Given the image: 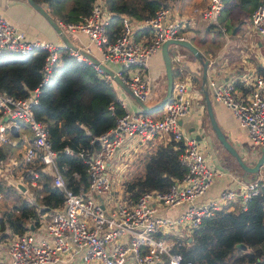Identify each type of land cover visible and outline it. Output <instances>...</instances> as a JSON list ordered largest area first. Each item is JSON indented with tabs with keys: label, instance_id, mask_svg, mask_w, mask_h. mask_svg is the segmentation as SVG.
<instances>
[{
	"label": "built area",
	"instance_id": "built-area-1",
	"mask_svg": "<svg viewBox=\"0 0 264 264\" xmlns=\"http://www.w3.org/2000/svg\"><path fill=\"white\" fill-rule=\"evenodd\" d=\"M223 2L208 0L202 10L203 16L213 20ZM58 22L66 32L85 31L89 43L81 47L113 68L144 101L153 88L152 79L147 75L149 57L165 40L185 38L180 31L182 21L173 15L168 3L144 18L122 14L121 31L114 38L109 36L111 11L107 0H94L90 13L83 20ZM250 26L264 36V0L252 10ZM142 28H147L148 32L141 37L135 36V31ZM62 47L67 46L42 36L29 37L26 29L0 13V53L11 51L24 55L37 49L46 51L41 80L34 89L23 97L0 91V141L13 142L12 119H20L32 132V138L24 147L21 175L6 176V179L15 185H25L23 191L32 201L28 184L37 183V167L41 165L64 192L63 203L40 213L38 221L30 223L24 232L0 237V264H198L184 261L176 247L189 240L194 229L204 219L215 216L224 205L227 209H245L251 197L264 188V176L248 181L236 177L237 188L223 189L211 199H199L214 177L224 171L209 162L200 141L182 125V117L191 109L188 83L180 80L173 84L163 113L153 116L142 108L128 109L126 90L93 64L109 84L116 85L117 99L125 111L117 116L114 126L92 139L98 142L97 148L78 150L77 154L86 164L88 184L72 189L57 165V151L49 138L48 128L34 112L42 85L50 78ZM94 48L98 54L94 53ZM69 51L90 62L77 49L69 48ZM207 85L215 99L224 103L247 131L258 155L264 145V74L257 75L243 95L233 83L209 78ZM160 133H168L180 143L179 160L185 166L184 174L175 177L166 190H145L125 201L114 198V173L123 165L119 156L126 152L131 155L132 151L143 148L140 144ZM65 150L70 151V148L66 146ZM0 166L7 169V163ZM180 203H185L180 213H167L170 207ZM171 232H178L179 237L175 238Z\"/></svg>",
	"mask_w": 264,
	"mask_h": 264
},
{
	"label": "trees",
	"instance_id": "trees-1",
	"mask_svg": "<svg viewBox=\"0 0 264 264\" xmlns=\"http://www.w3.org/2000/svg\"><path fill=\"white\" fill-rule=\"evenodd\" d=\"M36 1L50 4L51 13L62 21L75 22L88 16L94 0ZM259 1L225 0L220 18L228 28L229 17L233 26L239 24L241 21L234 9L243 7L248 14ZM107 3L111 11L109 36L114 38L121 31L122 14L144 18L167 4V0H107ZM45 55L43 49L24 55L2 51L0 91L19 97L27 95L41 80ZM124 111L117 99L116 86L109 84L92 63L71 54L68 47L59 49L34 112L48 128L57 151V165L72 189L88 184L86 164L77 154L78 150L97 148L98 142L92 139L114 126L117 116ZM19 143L6 142L5 146L13 150ZM66 146L70 151L65 150ZM179 152L180 143L174 139L166 144L151 145L138 158L142 171L124 180L120 191L135 198L145 190L168 189L174 178L181 177L186 170L179 160ZM4 157L0 147V160ZM37 171V183L30 184L32 201L22 196L24 193L17 185H6L0 178V188L15 196L9 208L0 209V237L24 232L30 223L38 221L40 213L63 203L64 192L54 184L51 175L43 171L41 165ZM26 178L30 180L29 175ZM176 249L182 253L184 261L198 264H264V188L251 197L245 209L223 207L215 216L204 219L192 232L191 239Z\"/></svg>",
	"mask_w": 264,
	"mask_h": 264
},
{
	"label": "crops",
	"instance_id": "crops-1",
	"mask_svg": "<svg viewBox=\"0 0 264 264\" xmlns=\"http://www.w3.org/2000/svg\"><path fill=\"white\" fill-rule=\"evenodd\" d=\"M39 3L51 13L50 4L42 1ZM167 3L172 6L173 15L182 21L183 25L180 30L182 35L191 40L210 59V65L207 68V80L213 78L220 83H233L238 93L243 95L250 88L254 78L259 74H264V36L254 32L251 29L250 22L246 31L241 30V22L234 26L232 25V30L230 32H228V26L226 24L222 25L221 29L224 31L223 42L215 39V35L211 38V41L207 40L206 33L204 34L202 31H205V29L203 24L200 23L201 21L207 24L205 28L209 30L214 29L217 21L220 22L219 18L222 15L225 0L219 14L214 16L213 20L207 19L202 14V10L206 8L208 0H167ZM251 12L247 14L249 20ZM0 13L20 27L26 29L29 37L37 35L63 43L55 29L45 17L28 2V0H0ZM52 15L58 20H61L57 15ZM201 26H203V28H200ZM147 32V28L138 29L135 31V36L141 37ZM201 32L203 33V37L197 38V36H201ZM69 33H72L79 42L74 41ZM67 34L69 38L79 46L89 43V38L85 31L67 32ZM93 51L98 54L95 48ZM170 54L173 66V84L180 80H184L189 85L188 92L191 97V109L182 117V125L190 135H194L196 138L203 134L202 139H198L202 150L206 154L209 162L214 165L216 169L224 171L222 175L220 174L214 177L210 187L199 199H211L217 196L223 189L237 188L239 184L236 177L243 181H248L264 176L261 167L257 171L258 174L255 178H247V172L244 174L243 171H239V169L231 165L229 161L232 160V157H230L229 152L222 147L210 129L206 95L210 98V104L215 118L226 136L232 141L242 155L246 157L249 163L253 164L255 162L257 155L254 148L255 146L252 144L251 146H246V143L249 141L252 142L247 131L240 126L232 111L224 103L215 99L212 89L207 85V80L203 82L202 62L187 48L182 46L171 45ZM147 75L152 79L153 84L156 79V83L160 89L158 94H154L152 90L146 101L148 104L153 105L163 97L167 88V78L161 47L149 57ZM117 94L118 89L116 87V95ZM132 97L133 96L127 92V108L132 110L141 108L135 98L133 97L132 99ZM161 108L162 109L158 108L160 110L156 112H150V114L153 116H160L164 111V105ZM12 123L16 125V134L12 132V143H20L16 148L11 150L8 148L6 149V142L0 141L1 151L3 155H5V157L0 160V164L6 165L7 163V169H2L0 166V175L3 181L6 182L7 180L11 185H15L13 182H9L6 176L10 177L14 175V171L18 173L17 176L21 175L24 167V147L27 141L32 138V132L28 125L21 120L12 119ZM207 130H211V132L209 133ZM172 139L170 134L160 133L153 139L140 144V147L148 148L151 145L160 143L166 144ZM143 148L138 149L143 150ZM138 149L136 152H138ZM235 204H237V202ZM223 207L227 206L224 205ZM184 208L185 203H180L170 207L167 213L176 215Z\"/></svg>",
	"mask_w": 264,
	"mask_h": 264
},
{
	"label": "water",
	"instance_id": "water-1",
	"mask_svg": "<svg viewBox=\"0 0 264 264\" xmlns=\"http://www.w3.org/2000/svg\"><path fill=\"white\" fill-rule=\"evenodd\" d=\"M28 2L38 11L40 12L45 19L50 23V25L55 29V31L60 36L63 43L68 48H74L77 49L84 57L90 60L92 64L98 65L100 68H102L106 73L110 74L113 79L120 84L126 92H128L131 96L135 98V100L138 102L140 107L147 111L152 112L153 110H156L158 108L163 107V105L166 103V101L170 98L172 94L173 89V66H172V60H171V54H170V46L171 45H178L187 48L195 57H197L203 65L202 70V78L203 82H206L207 80V68L210 65V59L206 56L205 53H203L200 48H198L191 40L187 38H170L168 40H165L161 45V51L162 56L164 60V67L166 72V78H167V88L166 92L163 95V97L153 105L148 104L146 101L142 100L140 97H138L132 89H130L122 80V78L116 73V71L111 68L106 63L100 61V59L93 54L92 52L87 51L83 47L75 44L68 36L67 32L63 29V27L59 24L58 19L53 16L48 9H46L41 3H39L36 0H28ZM234 32V30H233ZM207 97V104H208V114H209V120H210V129L214 133L215 137L219 141V143L222 145V147L229 152V154L232 155L234 160L236 161L237 165L242 169L243 173L246 172H257L260 167L264 164V145L259 149L258 155H256V160L253 164L249 163L247 161L246 157L242 155V153L236 148V146L232 143V141L226 136L224 131L222 130L220 124L215 118V115L212 110V106L210 104V98L208 95ZM11 131L16 134V125H11ZM211 130H207L209 133ZM204 133V131H203ZM202 135L197 136V139H202ZM22 189H25L22 187ZM31 228H33V225H31ZM191 237L189 238V240ZM241 246H244L243 243L240 244Z\"/></svg>",
	"mask_w": 264,
	"mask_h": 264
},
{
	"label": "rangeland",
	"instance_id": "rangeland-1",
	"mask_svg": "<svg viewBox=\"0 0 264 264\" xmlns=\"http://www.w3.org/2000/svg\"><path fill=\"white\" fill-rule=\"evenodd\" d=\"M173 1V0H172ZM224 12H222V14H223ZM234 14L235 15H237L238 16V18L239 19H241L240 21H241V30L242 31H246L247 29H248V25H249V22H250V20H249V17L247 16V12L244 10V8L243 7H236L235 9H234ZM220 19V22L219 21H217L216 23H215V26H214V29L213 30H209V29H206L205 28V26H207V24L204 22V21H201L200 23H202L203 24V26H204V29H205V31L204 30H202L203 32H204V34L206 35V38H208L207 40H212L211 38H213V36H214V38L215 39H217L218 41H220V42H223L224 41V37H223V30L221 29V26L222 25H224L226 22L225 21H223L221 18H219ZM228 24H229V28H228V32H230L231 30H232V18L231 17H229V19H228ZM203 26H201L200 28H203ZM69 35L72 37V39L74 40V41H76V42H79V40L72 34V33H69ZM201 37H203V33L201 32V36H197V38H201ZM153 93L154 94H158L159 93V86L157 85V83H156V79L154 80V84H153ZM132 99H133V97H132ZM160 109H162V108H160ZM160 109H157V110H155V111H152V112H156V111H158V110H160ZM17 120V119H16ZM18 120H20V119H18ZM248 143H249V145H248ZM248 143H246V146H251V144L252 145H254L252 142H248ZM145 149H147V147H144L143 148V150H138V152H133L132 151V153H131V155H129L127 152L126 153H123V154H121L120 156H119V159L120 160H122V162H123V165H122V167L120 168V169H118L115 173H114V175L116 176V178H115V181H113V191H114V198H116V199H118V200H121V201H125V199L126 198H129V197H131V196H129V195H127V194H125V193H123L122 191H120V185L123 183V182H125L124 180H126L127 178H131L133 175H136L138 172H140V171H142V167L141 166H139V163H138V158L140 157V154L145 150ZM248 151H249V149H248ZM230 155V157H232V155L231 154H229ZM230 163H231V165H233L236 169H239V171H242V169L237 165V163H236V161L234 160V158L232 157V160H230L229 161ZM229 163V164H230ZM261 168H262V170H263V172H264V164L261 166ZM241 169V170H240ZM14 176L16 177L17 175H18V173H16L15 171H14ZM248 174H247V178H255L256 176H257V174H258V172H247ZM0 178H1V175H0ZM2 180V179H1ZM3 181V180H2ZM6 185H10L11 186V183H8L7 182V180H6V182L5 181H3ZM8 183V184H7ZM33 185V184H32ZM17 186L19 187V188H21L22 189V187H24L25 188V185H23V184H21V183H18L17 184ZM28 187H29V189H30V192L32 191L31 190V188H30V185L28 184ZM24 189H22L21 191H23ZM23 193H24V191H23ZM33 195V194H32ZM22 196H26L27 197V195L24 193V194H22ZM128 196V197H127ZM132 198H134V197H132ZM14 199H15V196H14V194L13 193H11V192H9V194L7 193V192H4V190H2L1 188H0V209H1V211L4 209V208H6V207H10V204L12 203V201H14ZM29 200V199H28ZM40 207L38 206L37 207V209H39ZM0 211V212H1ZM172 233V235L175 237V238H177V237H179V233L178 232H175V233H173V232H171ZM176 248H178V247H176Z\"/></svg>",
	"mask_w": 264,
	"mask_h": 264
}]
</instances>
